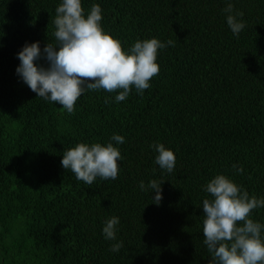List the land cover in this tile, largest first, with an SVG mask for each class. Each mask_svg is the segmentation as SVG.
Segmentation results:
<instances>
[{"label": "trees", "instance_id": "trees-1", "mask_svg": "<svg viewBox=\"0 0 264 264\" xmlns=\"http://www.w3.org/2000/svg\"><path fill=\"white\" fill-rule=\"evenodd\" d=\"M61 3L0 0V264H210L206 184L224 175L264 198V0H81L85 17L99 5L101 27L125 53L137 40L173 44L158 50L143 95L133 86L116 102L118 92L85 91L73 114L16 73L26 43L57 46ZM228 3L243 13L238 36ZM80 143L118 148L117 178L88 185L65 170L64 153ZM157 143L174 153L172 173L154 162ZM151 180L164 182L159 205L139 187ZM113 216L116 240H105ZM250 218L264 224V208Z\"/></svg>", "mask_w": 264, "mask_h": 264}, {"label": "clouds", "instance_id": "clouds-1", "mask_svg": "<svg viewBox=\"0 0 264 264\" xmlns=\"http://www.w3.org/2000/svg\"><path fill=\"white\" fill-rule=\"evenodd\" d=\"M233 10V5L228 3L222 11L228 14L226 22L231 32L238 36L245 23L238 19L243 13L232 14ZM55 11L57 46L48 43L41 52L39 42L26 43L17 54L20 65L16 73L37 97L62 105L68 114H73L75 103L85 91L118 92L116 102L126 100L133 86L143 95L151 86V78L159 73L158 50L173 44L171 40L165 44L156 38L137 40L125 53L121 43L101 27L99 5H93L86 17L81 0H62ZM41 59L46 61L47 67L34 63ZM111 139L116 144L124 143L120 135H113ZM150 147L158 153L154 162L159 168L172 173L176 163L174 153L163 144ZM120 159L121 153L112 143L106 146L80 143L64 153L61 165L65 170L70 169L77 180L92 185L97 177L115 180ZM237 171L242 172L243 168ZM162 183L151 180L146 187L141 181L139 187L141 191L154 192L152 203L159 205ZM204 191L211 197L202 203L203 243L211 254L210 264H264L261 235L264 224L250 218L253 210L264 208V198L250 197L224 175H216ZM119 222L116 216L105 221L102 229L105 240H116ZM122 247L120 241L112 244L110 251L119 252Z\"/></svg>", "mask_w": 264, "mask_h": 264}]
</instances>
